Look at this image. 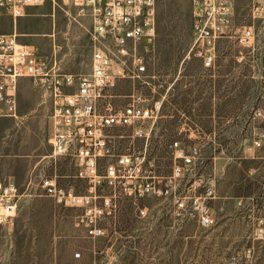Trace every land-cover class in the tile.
<instances>
[{
    "label": "rangeland",
    "instance_id": "374dc122",
    "mask_svg": "<svg viewBox=\"0 0 264 264\" xmlns=\"http://www.w3.org/2000/svg\"><path fill=\"white\" fill-rule=\"evenodd\" d=\"M193 1L156 0L150 75L112 90L118 107L132 100L135 88L149 103L160 100L161 108L155 123L142 124L153 125L147 140L134 136L131 126L110 130L113 153L139 156L141 170H129L97 194L94 203L106 211L94 217L97 234L82 220L84 208L58 205L43 192L48 174L57 173L60 184L82 194L88 182L75 175L70 156L50 157L51 101L30 78L21 79L18 116L0 117V174L20 192L13 221L0 227V264H229L251 245L252 264H264V242L253 241L251 220L254 205L264 200V148L251 149L252 113L264 107V25L251 8L263 0H231L230 33L252 27L254 36L246 46L237 37L222 38L212 70L195 57L184 60L193 39ZM60 5L53 10L48 0L32 8L18 20L17 33L32 36L23 41L56 58L64 71L89 72L91 20L74 5ZM14 27L0 8V33ZM176 140L187 151L196 145L199 154L171 181ZM199 196L215 217L210 227L198 220Z\"/></svg>",
    "mask_w": 264,
    "mask_h": 264
},
{
    "label": "built area",
    "instance_id": "2783aa9c",
    "mask_svg": "<svg viewBox=\"0 0 264 264\" xmlns=\"http://www.w3.org/2000/svg\"><path fill=\"white\" fill-rule=\"evenodd\" d=\"M48 0H0V8L17 20L28 14L31 6H43ZM52 8L60 3L71 4L79 13L89 15L93 43L91 69L85 73L66 72L57 59L38 51L35 45L23 43L16 31L0 33V117H16L19 111L21 79L30 78L35 87L51 101L50 157L55 161L70 156L76 167L75 175L88 182V192L78 193L72 187L58 182L57 173L45 175L41 187L45 195L56 204L85 209L82 218L90 232H101L93 225L94 217L106 211L94 201L103 187H115L128 177V172H139V156L129 153L114 154L110 144V130L131 126L134 136L148 139L152 126L142 124L158 119L161 101L149 103L135 90L132 100L124 106L112 102V92L124 80H142L148 77L147 54L153 51L157 24L156 0H49ZM251 16L264 25V0L254 4ZM232 20L231 0L193 1V39L184 60L195 57L207 70L215 69L222 38L237 37L247 45L254 36L252 27L230 33ZM264 57V51H263ZM261 96L264 97V68L261 75ZM253 137L251 149L264 148V107L257 106L252 113ZM173 167L170 180L184 173V166L194 163L199 154L196 145L190 150L179 143H172ZM115 159H111V157ZM107 161L101 166L104 158ZM147 190L150 187L146 188ZM156 191L155 187H151ZM214 194L209 188L207 195ZM20 192L17 184L0 174V227L11 223L18 210ZM202 199V200H201ZM108 200V199H107ZM263 200V199H262ZM183 205V202H179ZM242 204V200L239 201ZM198 220L204 227L215 224L209 206L199 196L195 198ZM259 211L255 219L254 241H264V200L254 205ZM254 245L248 246L243 258L232 257L229 264H252Z\"/></svg>",
    "mask_w": 264,
    "mask_h": 264
},
{
    "label": "crops",
    "instance_id": "0c3cea01",
    "mask_svg": "<svg viewBox=\"0 0 264 264\" xmlns=\"http://www.w3.org/2000/svg\"><path fill=\"white\" fill-rule=\"evenodd\" d=\"M36 7H41V6H31L30 8H29V10H28V14L27 15H29V14H31V9L32 8H36ZM53 10H56V9H53ZM52 15H54V12L52 13ZM83 15V14H82ZM89 18H90V16L89 15H87ZM21 18V17H20ZM20 18H18L17 20H14V31H16L17 32V24H18V20L20 19ZM90 20H91V18H90ZM91 24H92V21H91ZM92 29V28H91ZM13 31V32H14ZM91 31V30H90ZM9 33V32H8ZM18 35H19V40L21 41V42H23V43H27V44H33V45H35L36 46V44L35 43H31L32 41H29V40H27V39H24V40H27V41H29V42H24L23 41V37L24 38H26V37H32V36H25L26 34H24V33H22V32H19L18 33ZM34 35V34H33ZM53 35V34H52ZM54 36V35H53ZM34 37V36H33ZM92 41V40H91ZM56 46V45H55ZM92 46H93V43H92ZM37 47V46H36ZM93 52V51H92ZM41 53V52H40ZM42 54H44V55H49V54H46V53H42ZM91 57H92V55H91ZM90 67H91V63H90ZM261 199H262V197H261ZM260 213H259V211L258 210H256V208H253V214H252V216H251V220H252V228H253V233H254V230H255V227H256V223H255V219H256V217L259 215ZM253 233H252V239H253ZM254 241V240H253ZM254 242H264V241H254Z\"/></svg>",
    "mask_w": 264,
    "mask_h": 264
}]
</instances>
